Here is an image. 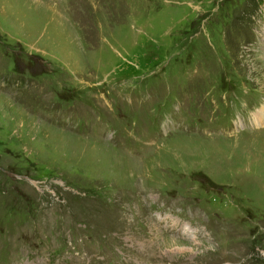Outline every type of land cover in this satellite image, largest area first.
Segmentation results:
<instances>
[{"label":"rangeland","instance_id":"1","mask_svg":"<svg viewBox=\"0 0 264 264\" xmlns=\"http://www.w3.org/2000/svg\"><path fill=\"white\" fill-rule=\"evenodd\" d=\"M0 264H264V0H0Z\"/></svg>","mask_w":264,"mask_h":264}]
</instances>
